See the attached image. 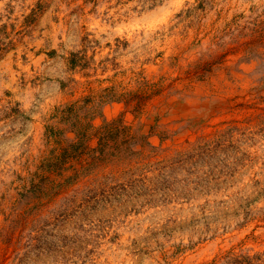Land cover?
Wrapping results in <instances>:
<instances>
[{
	"label": "rangeland",
	"instance_id": "rangeland-1",
	"mask_svg": "<svg viewBox=\"0 0 264 264\" xmlns=\"http://www.w3.org/2000/svg\"><path fill=\"white\" fill-rule=\"evenodd\" d=\"M5 127L0 264H264V0H0Z\"/></svg>",
	"mask_w": 264,
	"mask_h": 264
},
{
	"label": "clouds",
	"instance_id": "clouds-1",
	"mask_svg": "<svg viewBox=\"0 0 264 264\" xmlns=\"http://www.w3.org/2000/svg\"><path fill=\"white\" fill-rule=\"evenodd\" d=\"M5 7H7V5H5ZM87 99L88 98H83L79 102L84 103ZM62 103L64 102L61 101L58 96L49 95L36 90L35 94L30 98L26 108L27 114L32 117L30 128L35 129L37 125L42 123H51L49 116L52 114L53 106ZM31 134L32 132L29 131L28 135ZM13 135L14 133L9 131L7 127L0 130V139L6 140L7 137ZM23 139H27V136H24ZM5 147H7V145H5ZM51 239L56 242L57 246L59 245L57 237H52ZM29 264H61V262L55 257L54 253L41 249L37 253L30 255Z\"/></svg>",
	"mask_w": 264,
	"mask_h": 264
}]
</instances>
